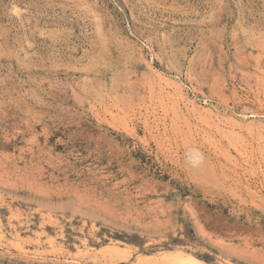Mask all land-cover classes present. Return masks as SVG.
<instances>
[{"label":"rangeland","instance_id":"rangeland-1","mask_svg":"<svg viewBox=\"0 0 264 264\" xmlns=\"http://www.w3.org/2000/svg\"><path fill=\"white\" fill-rule=\"evenodd\" d=\"M187 255L264 264V0H0V264Z\"/></svg>","mask_w":264,"mask_h":264},{"label":"bare ground","instance_id":"bare-ground-1","mask_svg":"<svg viewBox=\"0 0 264 264\" xmlns=\"http://www.w3.org/2000/svg\"><path fill=\"white\" fill-rule=\"evenodd\" d=\"M148 257V256H147ZM149 258V257H148ZM176 260L183 262L184 264H205L204 262L192 257V256H178Z\"/></svg>","mask_w":264,"mask_h":264},{"label":"trees","instance_id":"trees-1","mask_svg":"<svg viewBox=\"0 0 264 264\" xmlns=\"http://www.w3.org/2000/svg\"><path fill=\"white\" fill-rule=\"evenodd\" d=\"M199 258H200V256H199ZM201 259H202V257H201Z\"/></svg>","mask_w":264,"mask_h":264}]
</instances>
